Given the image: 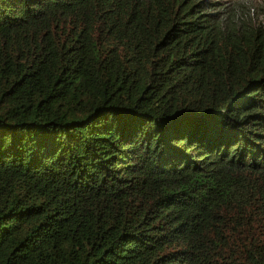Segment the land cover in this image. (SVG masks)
Returning a JSON list of instances; mask_svg holds the SVG:
<instances>
[{
    "label": "trees",
    "instance_id": "obj_1",
    "mask_svg": "<svg viewBox=\"0 0 264 264\" xmlns=\"http://www.w3.org/2000/svg\"><path fill=\"white\" fill-rule=\"evenodd\" d=\"M0 264H264V0H0Z\"/></svg>",
    "mask_w": 264,
    "mask_h": 264
}]
</instances>
